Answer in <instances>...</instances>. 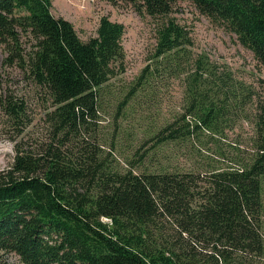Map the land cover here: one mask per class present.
Instances as JSON below:
<instances>
[{
	"label": "trees",
	"instance_id": "obj_1",
	"mask_svg": "<svg viewBox=\"0 0 264 264\" xmlns=\"http://www.w3.org/2000/svg\"><path fill=\"white\" fill-rule=\"evenodd\" d=\"M133 1L151 16H164L151 57L178 63L190 37L166 17L175 0ZM188 1L222 21L264 67V0ZM49 5L0 0L6 56L45 85L52 101L48 136L15 140L10 163L0 168V249L17 254L20 264H229L233 253L260 254L264 105L253 113L248 152L237 151L222 167L150 165L157 160L153 146L187 142L196 130L222 133L228 99L236 97L240 107L248 99L194 60L185 70L181 111L156 128L151 152L141 150L119 169L97 141L94 122L101 88L122 58L123 24L100 15L95 34L81 40ZM21 35L33 40L27 49ZM154 64L141 68L139 85ZM5 107L21 121L18 105L6 99Z\"/></svg>",
	"mask_w": 264,
	"mask_h": 264
},
{
	"label": "rangeland",
	"instance_id": "obj_2",
	"mask_svg": "<svg viewBox=\"0 0 264 264\" xmlns=\"http://www.w3.org/2000/svg\"><path fill=\"white\" fill-rule=\"evenodd\" d=\"M49 11L53 16L69 20L81 40L95 34L100 15L123 24L122 58L117 72L101 88L94 122L97 141L104 151H111L117 168L128 167V161L137 159L141 150L149 148L151 152L156 128L182 109L185 70H191L197 59L212 71L211 77L224 75L229 91L237 96L241 91L246 92L248 99L242 107L236 97L235 101H231L233 97L228 99L232 104L222 133L196 130L187 142L173 140L153 146L157 160L150 165L203 171L222 167L233 160L237 151L248 152L253 113L264 105V67L222 21L200 13L188 0H175L166 17L187 30L190 43L178 52V63L175 59L166 64L161 55L151 57L156 30L164 16L145 13L137 1L50 0ZM32 41L27 35L20 36L25 49ZM6 55L0 44V168L10 163L15 140L21 138L28 144L48 136L50 125L46 112L52 106L46 86L36 82L25 66ZM152 60L155 63L152 76L147 83L139 85L137 76L141 68ZM6 99L21 109L20 122H15L8 112ZM260 196V232L264 244V177ZM168 225L167 222L166 230ZM232 256L234 260L229 264H264V247L260 254L233 253ZM0 264H20V261L17 254L0 249Z\"/></svg>",
	"mask_w": 264,
	"mask_h": 264
}]
</instances>
